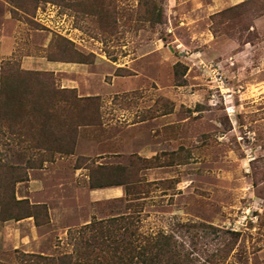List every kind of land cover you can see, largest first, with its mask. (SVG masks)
Masks as SVG:
<instances>
[{
  "label": "rangeland",
  "instance_id": "374dc122",
  "mask_svg": "<svg viewBox=\"0 0 264 264\" xmlns=\"http://www.w3.org/2000/svg\"><path fill=\"white\" fill-rule=\"evenodd\" d=\"M192 53L223 61L225 95ZM1 76L31 85L22 103L0 86L1 264L72 252L127 211L91 182L129 173L141 235L187 264H264V0H0Z\"/></svg>",
  "mask_w": 264,
  "mask_h": 264
},
{
  "label": "trees",
  "instance_id": "16d2710c",
  "mask_svg": "<svg viewBox=\"0 0 264 264\" xmlns=\"http://www.w3.org/2000/svg\"><path fill=\"white\" fill-rule=\"evenodd\" d=\"M244 4L246 2L241 5ZM239 6L230 7L215 14L213 19L216 15H223ZM214 24L213 22L212 25L214 26ZM50 60L62 61L58 58H50ZM4 78L0 77V86L7 88L5 90L8 91L7 94L11 96L12 100L22 103V95L24 92L28 93L27 91L31 87V85H27V79L23 77L20 80H12V78L4 80ZM19 88H21L20 93L17 90ZM82 100L97 103L99 97L88 96ZM120 169L127 171L128 167L124 166ZM141 182L142 179L134 177L131 173L122 180L115 179L109 182L103 179L93 180L91 182L92 189L113 185L124 186V198L128 201L127 211L108 218H93L90 222L82 225L75 236L72 252L58 256L25 253L21 258V264H187L185 254H182L178 248V242L172 234L158 232L155 235L145 236L139 233V226L135 221V210H132V206L135 204H132V201L142 197V191L137 190V185ZM31 215L36 218L35 213L28 214V216ZM37 224L40 223L37 221Z\"/></svg>",
  "mask_w": 264,
  "mask_h": 264
},
{
  "label": "built area",
  "instance_id": "2783aa9c",
  "mask_svg": "<svg viewBox=\"0 0 264 264\" xmlns=\"http://www.w3.org/2000/svg\"><path fill=\"white\" fill-rule=\"evenodd\" d=\"M186 53H188V51H186ZM192 56H194L193 53L188 58L193 60L194 64L204 73V75H206L207 80L212 84L211 88L216 89L217 91L222 92V95H225L227 87L223 61H207L202 58L196 60V58ZM216 96V92L212 94L213 98H216Z\"/></svg>",
  "mask_w": 264,
  "mask_h": 264
},
{
  "label": "crops",
  "instance_id": "0c3cea01",
  "mask_svg": "<svg viewBox=\"0 0 264 264\" xmlns=\"http://www.w3.org/2000/svg\"><path fill=\"white\" fill-rule=\"evenodd\" d=\"M49 63L51 64V66H53L52 64H55L54 66L55 67L58 66V68L60 66L67 68V65H66L67 63H65V62L49 61ZM91 194L93 196H97V197H95L96 200H100L103 198H120V197H123L125 195V189H124V186H122V185H113V186H108V187H104V188L93 189V190H91Z\"/></svg>",
  "mask_w": 264,
  "mask_h": 264
}]
</instances>
